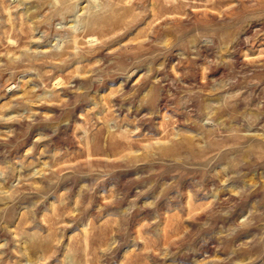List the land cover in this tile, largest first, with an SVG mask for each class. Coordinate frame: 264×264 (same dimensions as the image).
I'll return each instance as SVG.
<instances>
[{"label":"rangeland","instance_id":"obj_1","mask_svg":"<svg viewBox=\"0 0 264 264\" xmlns=\"http://www.w3.org/2000/svg\"><path fill=\"white\" fill-rule=\"evenodd\" d=\"M0 264H264V0H0Z\"/></svg>","mask_w":264,"mask_h":264}]
</instances>
